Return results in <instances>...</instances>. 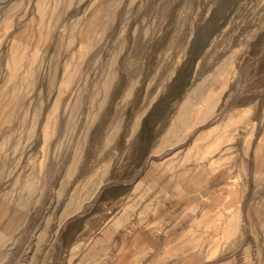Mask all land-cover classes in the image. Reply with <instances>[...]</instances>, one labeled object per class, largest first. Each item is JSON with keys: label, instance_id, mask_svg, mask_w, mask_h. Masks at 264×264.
<instances>
[{"label": "rangeland", "instance_id": "1", "mask_svg": "<svg viewBox=\"0 0 264 264\" xmlns=\"http://www.w3.org/2000/svg\"><path fill=\"white\" fill-rule=\"evenodd\" d=\"M0 264H264V0H0Z\"/></svg>", "mask_w": 264, "mask_h": 264}, {"label": "crops", "instance_id": "2", "mask_svg": "<svg viewBox=\"0 0 264 264\" xmlns=\"http://www.w3.org/2000/svg\"><path fill=\"white\" fill-rule=\"evenodd\" d=\"M148 242V241H147ZM156 242V241H155ZM149 243V242H148ZM156 244H157V242H156ZM158 246V244L156 245V247ZM151 247H154V246H151Z\"/></svg>", "mask_w": 264, "mask_h": 264}, {"label": "bare ground", "instance_id": "3", "mask_svg": "<svg viewBox=\"0 0 264 264\" xmlns=\"http://www.w3.org/2000/svg\"><path fill=\"white\" fill-rule=\"evenodd\" d=\"M175 149V148H174Z\"/></svg>", "mask_w": 264, "mask_h": 264}]
</instances>
